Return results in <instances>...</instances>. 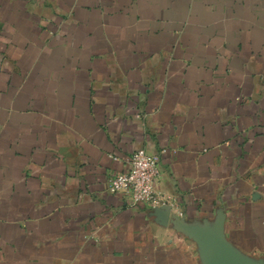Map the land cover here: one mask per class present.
Returning <instances> with one entry per match:
<instances>
[{
  "label": "crops",
  "instance_id": "obj_1",
  "mask_svg": "<svg viewBox=\"0 0 264 264\" xmlns=\"http://www.w3.org/2000/svg\"><path fill=\"white\" fill-rule=\"evenodd\" d=\"M0 264H264V0H0Z\"/></svg>",
  "mask_w": 264,
  "mask_h": 264
},
{
  "label": "built area",
  "instance_id": "obj_2",
  "mask_svg": "<svg viewBox=\"0 0 264 264\" xmlns=\"http://www.w3.org/2000/svg\"><path fill=\"white\" fill-rule=\"evenodd\" d=\"M137 117L141 118L140 113ZM163 149L162 152H165ZM160 154H150L145 149L135 151L128 160L126 170L116 173L110 178L109 189L112 193L126 195L132 205L143 203L152 211L169 206L178 217L183 215L175 211L176 200L159 189L161 178Z\"/></svg>",
  "mask_w": 264,
  "mask_h": 264
},
{
  "label": "water",
  "instance_id": "obj_3",
  "mask_svg": "<svg viewBox=\"0 0 264 264\" xmlns=\"http://www.w3.org/2000/svg\"><path fill=\"white\" fill-rule=\"evenodd\" d=\"M154 214L159 215L165 222L169 219L172 221H178L182 217H178L176 213L172 212L171 207L164 206L155 210Z\"/></svg>",
  "mask_w": 264,
  "mask_h": 264
}]
</instances>
